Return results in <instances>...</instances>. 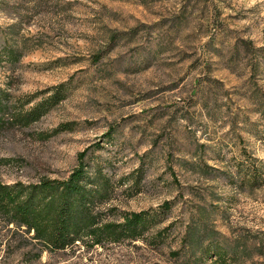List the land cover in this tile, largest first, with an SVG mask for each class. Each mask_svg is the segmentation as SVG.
I'll list each match as a JSON object with an SVG mask.
<instances>
[{
  "label": "rangeland",
  "instance_id": "374dc122",
  "mask_svg": "<svg viewBox=\"0 0 264 264\" xmlns=\"http://www.w3.org/2000/svg\"><path fill=\"white\" fill-rule=\"evenodd\" d=\"M61 82L1 132L0 181L65 177L83 151L112 185L104 221L168 208L136 240L41 264H264V181L248 179L264 177V0H0V87L33 102Z\"/></svg>",
  "mask_w": 264,
  "mask_h": 264
},
{
  "label": "trees",
  "instance_id": "16d2710c",
  "mask_svg": "<svg viewBox=\"0 0 264 264\" xmlns=\"http://www.w3.org/2000/svg\"><path fill=\"white\" fill-rule=\"evenodd\" d=\"M1 48L6 59L17 60L15 50L5 45ZM66 83L52 86L49 94L33 102L36 93L12 95L0 87V134L7 128L25 127L38 120L64 97ZM69 128L70 122L56 126L59 130ZM86 158L85 152H79L76 165L62 178L40 177L28 183L0 181V264H11L14 258H19L21 264H41L43 253H73L81 247L136 240L162 221L167 202L156 210L121 211L120 220L104 221V211L99 208L109 201L112 185L101 167L89 170ZM253 175L248 179L264 181L262 174ZM241 181L250 182L245 178ZM111 209L107 207L105 211ZM165 228H157L151 239L162 242Z\"/></svg>",
  "mask_w": 264,
  "mask_h": 264
}]
</instances>
